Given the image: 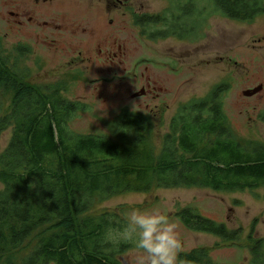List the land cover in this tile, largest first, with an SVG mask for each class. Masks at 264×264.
Returning <instances> with one entry per match:
<instances>
[{"label": "trees", "instance_id": "1", "mask_svg": "<svg viewBox=\"0 0 264 264\" xmlns=\"http://www.w3.org/2000/svg\"><path fill=\"white\" fill-rule=\"evenodd\" d=\"M169 2L171 8L162 14L134 15L143 37L186 40L195 33L201 37L202 24L218 13L241 22L264 15V0H206L203 6L193 0ZM28 50L18 46L8 52L0 37V132L12 131L0 151V260L33 241L18 264H123L132 244L108 240L125 226L123 211L92 215L95 204L154 189L237 193L264 188V144L243 146L233 135L221 101L228 84L181 106L157 153L152 121L139 113L123 111L108 134L72 131L69 124L83 106L63 97L61 83L43 88L26 81L22 59ZM260 120L264 123V113ZM176 217L189 231L226 243L241 235L192 207ZM254 229L251 264H264V238L255 239ZM209 252L181 253L178 263L214 264Z\"/></svg>", "mask_w": 264, "mask_h": 264}, {"label": "rangeland", "instance_id": "2", "mask_svg": "<svg viewBox=\"0 0 264 264\" xmlns=\"http://www.w3.org/2000/svg\"><path fill=\"white\" fill-rule=\"evenodd\" d=\"M20 1L0 0L4 48L10 52L18 46L27 47L22 59V66L29 72L26 81L43 88L61 83L63 97L83 106L69 124L72 131L108 134L110 124L123 111L139 113L152 121L151 145L158 153L179 108L226 83L229 88L221 101L233 135L243 146L249 142L264 144V123L260 120L264 89L255 97L244 95L260 85L264 87V15L241 22L218 13L202 24L201 37L195 33L186 40L149 39L141 35L134 15L162 14L171 8L169 0H121L124 4L112 13L114 18L102 10L106 0H49L41 17L42 12L27 5L21 7ZM193 1L200 6L207 4L206 0ZM22 13L34 16V22ZM44 21L50 25L44 26ZM5 103L7 108L10 98ZM11 134V129L0 132L1 152ZM187 207L228 230L240 231L239 240L226 243L212 235L189 231L176 217ZM153 208L166 211L178 224L181 253L208 249L214 264H251L252 227L255 239L264 238V188L237 193L154 189L97 203L91 214L120 210L127 219L133 209ZM33 245V241L26 244L0 264L20 263ZM137 255L133 246L122 258L123 264H136Z\"/></svg>", "mask_w": 264, "mask_h": 264}, {"label": "clouds", "instance_id": "3", "mask_svg": "<svg viewBox=\"0 0 264 264\" xmlns=\"http://www.w3.org/2000/svg\"><path fill=\"white\" fill-rule=\"evenodd\" d=\"M108 240L116 246L131 243L138 253L136 264H178L182 251L178 224L159 208L133 209L125 226L110 234Z\"/></svg>", "mask_w": 264, "mask_h": 264}, {"label": "flooded vegetation", "instance_id": "4", "mask_svg": "<svg viewBox=\"0 0 264 264\" xmlns=\"http://www.w3.org/2000/svg\"><path fill=\"white\" fill-rule=\"evenodd\" d=\"M42 1H43V3H42ZM49 0H21L20 1V6L22 7V5H27V6H29V7H33L34 8V10L35 11H40V12H42L41 14H40V17L43 15V10L45 9L46 10V8H47V2H48ZM106 3H107V5H105L104 4V8L102 9L104 12H106L107 14H110V15H112V13L113 12H115V11H117V7L119 6V5H123L124 4V2L123 1H121V0H106ZM91 4H92V2H91ZM93 4H94V2H93ZM92 4V5H93ZM100 5H102V3H101V1H100V3H99ZM95 6V5H94ZM105 13V14H106ZM10 15H14V16H18L16 13H13V12H10L9 13ZM25 14V16L27 17V20L30 22V23H33L34 22V20H35V18H34V16H30L29 15V13H24ZM23 13H22V15H24ZM54 14V13H53ZM112 18H114V16L112 15ZM18 22V21H17ZM112 22V21H111ZM110 22V23H111ZM24 23L23 22H19V26H21L22 28H25V27H23V26H25V25H23ZM44 26H48V25H50V23L49 22H47V21H44L43 23H42ZM114 57H116V55H114ZM223 84V83H222ZM220 85V84H219ZM216 86H218V85H216ZM262 88H261V91L260 92H262L263 91V89H264V87H263V85H260ZM254 90V89H253ZM252 91V90H251ZM260 92H258L257 94H254V95H252V96H250V97H255V96H257L258 94H260ZM144 93H145V91H144Z\"/></svg>", "mask_w": 264, "mask_h": 264}, {"label": "water", "instance_id": "5", "mask_svg": "<svg viewBox=\"0 0 264 264\" xmlns=\"http://www.w3.org/2000/svg\"><path fill=\"white\" fill-rule=\"evenodd\" d=\"M261 88H262V87L259 86L258 88L254 89V90H252V91H246V92H244V95H245L246 97H250V96H252V95L257 94L258 92H260V91H261ZM143 94H144L143 92L140 93V95H143ZM135 96H138V94L135 95Z\"/></svg>", "mask_w": 264, "mask_h": 264}]
</instances>
